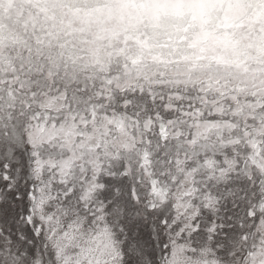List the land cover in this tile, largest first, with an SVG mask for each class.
Here are the masks:
<instances>
[{"label":"snow or ice","instance_id":"6c2138e0","mask_svg":"<svg viewBox=\"0 0 264 264\" xmlns=\"http://www.w3.org/2000/svg\"><path fill=\"white\" fill-rule=\"evenodd\" d=\"M0 264H264V0H0Z\"/></svg>","mask_w":264,"mask_h":264}]
</instances>
